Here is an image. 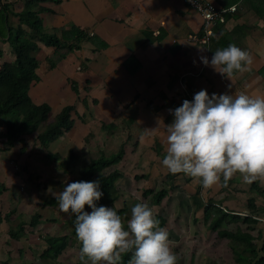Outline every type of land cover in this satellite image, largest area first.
I'll return each instance as SVG.
<instances>
[{
	"label": "crops",
	"instance_id": "1",
	"mask_svg": "<svg viewBox=\"0 0 264 264\" xmlns=\"http://www.w3.org/2000/svg\"><path fill=\"white\" fill-rule=\"evenodd\" d=\"M28 1L0 0L10 27L18 25L17 12ZM204 1L227 9L208 45L188 39V34L201 31L202 18L185 0H39L37 6L45 7L38 12L45 31L57 34L75 26L86 32L54 66V47L39 42L33 51L37 79L28 88L32 103L48 104L50 118L65 105L73 107L71 128L48 145L49 154L96 150L109 155L123 144L124 155L116 165H125L134 175L146 174L140 179L164 183L171 174L161 164L166 154L164 125L173 120L169 109L190 101L189 95L201 89L209 96H264V0ZM233 5L235 9H229ZM230 43L252 57L249 69L234 72L231 80L200 60L205 56L210 62L217 49ZM9 150L0 149V183L1 174L6 178L0 194V253L6 241L3 232L8 233L11 224L3 218L10 211L3 206L10 192L11 156L4 155ZM173 184L189 195L198 189L204 204L211 201L264 224V181L246 184L237 173L227 186L221 176L219 184L204 188L200 179L179 173Z\"/></svg>",
	"mask_w": 264,
	"mask_h": 264
},
{
	"label": "clouds",
	"instance_id": "2",
	"mask_svg": "<svg viewBox=\"0 0 264 264\" xmlns=\"http://www.w3.org/2000/svg\"><path fill=\"white\" fill-rule=\"evenodd\" d=\"M200 60L230 80L234 72L243 73L252 64L251 54L234 43L217 49L210 62L205 56ZM169 112L173 120L164 125L166 154L161 161L169 173L198 178L204 188L219 184L221 176L227 186L237 173L246 184L264 181V96L243 92L209 96L201 89ZM99 189V180H80L67 183L56 196L60 211L75 216L84 264H119L126 253H132L128 264H177L169 232L160 227L147 203L131 208L125 230L116 210L96 206L103 195Z\"/></svg>",
	"mask_w": 264,
	"mask_h": 264
},
{
	"label": "trees",
	"instance_id": "3",
	"mask_svg": "<svg viewBox=\"0 0 264 264\" xmlns=\"http://www.w3.org/2000/svg\"><path fill=\"white\" fill-rule=\"evenodd\" d=\"M39 0H29L25 3L23 9L17 12L18 25L13 28L7 24L5 10L6 6L0 9V41L7 42L10 47L12 57H7L0 48V126L4 124L3 131L0 130V149L11 148L16 140L21 139L22 133L26 128L31 132L36 130V139L42 148L56 139L64 131L72 126L71 105H65L53 117L50 118V106L46 103L34 104L28 95V88L33 80L37 79L35 74L36 58L33 51L38 47V43L46 46H52L54 50V58L50 59L51 66H54L68 52L76 47V42L86 37V32L78 27L61 28L59 33H48L42 26V21L38 16V12L44 10L45 7L37 6ZM7 57V58H6ZM49 155V153H48ZM124 155L123 144L117 151L107 155L100 153L98 156L90 158V160L79 170V177L76 181H97L100 183V191L102 197L96 201V206L112 207L121 215L125 230L127 229V221L130 218L127 211V203L124 201L122 207H115L113 202V194L117 190V181L122 177V172L113 169L104 173L106 168L119 163ZM58 158V153L54 154ZM77 157L74 151H68L63 157V170L68 169L69 164ZM25 170V168H24ZM146 174L134 175L135 179L145 178ZM168 188L160 189L143 188L142 195L150 196L149 205H159L161 200L169 194L170 190L176 188L173 184L174 175L166 174ZM257 187V183L253 184ZM6 187L0 184V194ZM200 191L197 189L192 195L191 200L194 204V211L202 209L207 227L216 231L220 237L230 239L237 244L236 248H231L234 260L237 264H264V238L262 237L261 228L257 230V234L253 235L250 231H243L238 225L236 229L228 230L220 228L223 223H245L247 226L256 225L257 220L252 215H239L237 213L227 212L220 207L214 205L211 201L205 204L199 198ZM49 205L58 204L56 196H50L46 202ZM250 205L255 209V205L250 200ZM85 206V211H88ZM91 210V209H90ZM14 209L4 214L6 221L10 220V214ZM73 221L75 219L72 213ZM18 217V216H17ZM16 217V218H17ZM40 212L33 213L26 222L23 219L16 220L8 230V235L12 239H20L25 234L26 226L34 228L42 219ZM19 218V217H18ZM160 221V226L164 224V218L155 215ZM2 217L0 215V221ZM257 226V225H256ZM250 229V228H248ZM29 229L28 232H31ZM75 234V228L73 231ZM47 247L40 253L39 257L44 264H55L52 260L62 254L64 249L69 246V236L67 234L51 235L44 239ZM258 241L260 244L258 245ZM79 242V247L81 248ZM132 253L122 254L119 264H128ZM1 264H10L2 261ZM91 264V263H89Z\"/></svg>",
	"mask_w": 264,
	"mask_h": 264
},
{
	"label": "rangeland",
	"instance_id": "4",
	"mask_svg": "<svg viewBox=\"0 0 264 264\" xmlns=\"http://www.w3.org/2000/svg\"><path fill=\"white\" fill-rule=\"evenodd\" d=\"M0 48L7 57H12L8 43L0 41ZM3 129L4 124L0 126V130L3 131ZM37 131L31 132L29 128H26L20 136L21 139L16 140L11 147V151L9 148L7 153L4 152L6 159L11 156L12 168L10 179L7 180L10 192L3 206L5 210L14 209L8 221V224L11 223L10 226L20 219L27 222L35 212L42 213L43 217L36 227L26 226L27 232L21 235L20 239H12L8 233L3 232L6 241L4 240L5 247L0 253V264L2 261L10 264H44L39 257L47 247L44 239L51 235L61 234L69 236L70 244L60 256L52 261L55 264H84L80 260L79 241L73 233L72 212L63 213L58 204L49 205L46 202L50 196H58L67 183L75 182L79 177V170L87 164L90 158L98 156L99 153L96 150L76 152L77 157L64 171L61 162L65 156L61 153H58V158L48 155L50 153L48 145L52 142L46 146L45 152L36 139ZM113 169L122 172V177L116 184L117 190L113 194V202L115 207L119 208L125 201L129 217L130 210L136 203L148 204L150 201V196L142 195L143 188L169 187L167 181L163 183L160 180L135 179L133 170L125 165L111 166L106 168L104 173ZM1 175L3 176L1 180L4 182L2 184L5 185L6 178L4 174ZM13 178L17 182H14ZM149 206L154 215L164 218V224L160 227L166 228L169 232V246L178 257L177 264H237L231 251V248H236L237 244L230 239L220 237L216 231L207 227L202 210L194 211L191 195L185 191L176 187L169 191L159 205ZM88 211L91 210L88 209ZM236 225L243 231H250L253 235H256L257 230L261 228L264 238L263 223L257 226H247L245 223H223L220 228L234 230ZM29 229H32L31 232H28ZM257 243L259 245L260 241Z\"/></svg>",
	"mask_w": 264,
	"mask_h": 264
},
{
	"label": "built area",
	"instance_id": "5",
	"mask_svg": "<svg viewBox=\"0 0 264 264\" xmlns=\"http://www.w3.org/2000/svg\"><path fill=\"white\" fill-rule=\"evenodd\" d=\"M191 8L198 12L202 18L201 31L199 33L188 34L191 42L208 45L213 34L214 26L217 22L224 21V12L227 9L216 7L214 4L204 0H185ZM229 9L234 10L235 5ZM194 94L189 95L190 101Z\"/></svg>",
	"mask_w": 264,
	"mask_h": 264
}]
</instances>
